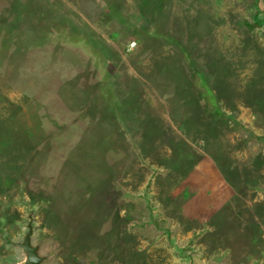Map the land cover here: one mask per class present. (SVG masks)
I'll use <instances>...</instances> for the list:
<instances>
[{"label": "rangeland", "instance_id": "1", "mask_svg": "<svg viewBox=\"0 0 264 264\" xmlns=\"http://www.w3.org/2000/svg\"><path fill=\"white\" fill-rule=\"evenodd\" d=\"M28 224L41 264H264V0H0V264Z\"/></svg>", "mask_w": 264, "mask_h": 264}, {"label": "water", "instance_id": "2", "mask_svg": "<svg viewBox=\"0 0 264 264\" xmlns=\"http://www.w3.org/2000/svg\"><path fill=\"white\" fill-rule=\"evenodd\" d=\"M28 232L26 233L23 242H21L19 247L26 253L25 264H41L43 257L38 254V247L31 244V234L32 228L31 224L27 225Z\"/></svg>", "mask_w": 264, "mask_h": 264}, {"label": "trees", "instance_id": "3", "mask_svg": "<svg viewBox=\"0 0 264 264\" xmlns=\"http://www.w3.org/2000/svg\"><path fill=\"white\" fill-rule=\"evenodd\" d=\"M254 24H255V25H260V21L256 19V20L254 21ZM248 26H249V27H253L254 25H248ZM204 88H205V91H206V92H205L206 95H208V96L210 97V99H214L213 95L210 94L209 89H208L206 86H205Z\"/></svg>", "mask_w": 264, "mask_h": 264}]
</instances>
